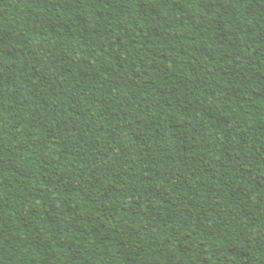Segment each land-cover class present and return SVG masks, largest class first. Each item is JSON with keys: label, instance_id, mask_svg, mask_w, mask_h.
Masks as SVG:
<instances>
[{"label": "trees", "instance_id": "1", "mask_svg": "<svg viewBox=\"0 0 264 264\" xmlns=\"http://www.w3.org/2000/svg\"><path fill=\"white\" fill-rule=\"evenodd\" d=\"M0 264H264V0H0Z\"/></svg>", "mask_w": 264, "mask_h": 264}]
</instances>
